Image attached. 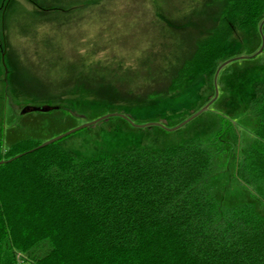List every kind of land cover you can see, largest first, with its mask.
<instances>
[{
  "label": "trees",
  "instance_id": "16d2710c",
  "mask_svg": "<svg viewBox=\"0 0 264 264\" xmlns=\"http://www.w3.org/2000/svg\"><path fill=\"white\" fill-rule=\"evenodd\" d=\"M211 1L220 7L216 20L190 41L187 56L178 61L174 51L161 54L172 63L155 83H164L170 96L211 78L245 45L240 32L258 47L264 0ZM131 13L130 42L146 30L150 42L163 41L137 55L130 48L140 60L160 56L165 29L184 24L155 11ZM97 49L104 55L99 63L121 62L116 50ZM257 77L248 101L253 138L241 154L230 155L228 142L216 143L220 130L209 144L189 140L156 153L132 150L90 160L74 159L57 141L36 148L39 143L21 140L4 149L0 141V264H16L22 253L30 264H264V215L214 197L218 172L233 160L234 176L258 189L264 211V76ZM44 240L48 252L30 255Z\"/></svg>",
  "mask_w": 264,
  "mask_h": 264
},
{
  "label": "rangeland",
  "instance_id": "374dc122",
  "mask_svg": "<svg viewBox=\"0 0 264 264\" xmlns=\"http://www.w3.org/2000/svg\"><path fill=\"white\" fill-rule=\"evenodd\" d=\"M210 1L0 0L2 148L21 140L41 144L103 115L118 114L60 138L58 147L74 159L90 160L132 150L156 153L189 140L209 144L220 130L216 143L228 142L230 155L241 154L256 123L248 108L251 87L258 73L264 76V51L256 54L260 41L256 48L250 34L240 32L245 45L232 57L243 59L229 62L223 72L219 69L214 82L213 75L173 96L163 91L164 83H155L172 63L161 54L174 51L179 61L187 56L190 41L213 25L220 7ZM152 10L184 24L171 31L164 28V46L170 50L158 47L160 56L147 61L132 58L131 49L137 55L161 42L158 37L150 42L148 30L133 43L129 39L131 11L148 17L154 15ZM152 31L157 34V29ZM99 45L109 47L104 52L116 50L121 62L99 63L104 57ZM153 92L157 96L149 98ZM232 161L218 172L214 197L224 205L249 204L263 216L258 189L238 182ZM49 249L44 240L30 255L42 256ZM26 257L19 254L16 264H30Z\"/></svg>",
  "mask_w": 264,
  "mask_h": 264
},
{
  "label": "water",
  "instance_id": "95a60500",
  "mask_svg": "<svg viewBox=\"0 0 264 264\" xmlns=\"http://www.w3.org/2000/svg\"><path fill=\"white\" fill-rule=\"evenodd\" d=\"M262 23H263V21H261V22L258 24V26H257V31L259 32V35H260V44H259L260 47H259V49L257 50L256 54H257V53H260V52L262 51L263 46H264V45H263L264 38H263V35H262V30H261V25H262ZM256 54H253V55L248 56V57H252V56H254V55H256ZM243 57H244V56H243ZM243 57H242V56L229 57V59H227V60L221 62V63L215 68V71H214V73H213V75H214V77H213V82H214V80H215V78H216V76H217L216 74H217V72L219 71V69H221L223 66L229 64V62H231V61H233V60H237V59H243ZM206 106H207V105H206ZM206 106H205V107H202L201 110H199V111H197L196 113L192 114V115L189 117V119H190L191 117H193V116L199 114L200 112H202V110H204V109L206 108ZM117 115H118V114H117ZM117 115H116V114H106V115H103L102 117H100V118H98V119H95V120H92V121H88V123H85V124L79 125V126H77V127H74V129H72V130L66 131V132L60 134L59 136H56V137L51 138V139H49V140H46V142L37 145L36 148H41V147L46 146L47 144H50V143L56 142V141L60 140V138L66 136V135H69V134H71V133H74V131H77V130L82 129V128H85V127H88V125L94 124V123L98 122L99 120H102V118H105V117H111V116H117ZM2 163H4V161H0V164H2Z\"/></svg>",
  "mask_w": 264,
  "mask_h": 264
}]
</instances>
